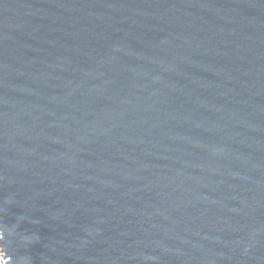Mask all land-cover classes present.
I'll list each match as a JSON object with an SVG mask.
<instances>
[{
  "label": "water",
  "instance_id": "obj_1",
  "mask_svg": "<svg viewBox=\"0 0 264 264\" xmlns=\"http://www.w3.org/2000/svg\"><path fill=\"white\" fill-rule=\"evenodd\" d=\"M1 264H264V0H0Z\"/></svg>",
  "mask_w": 264,
  "mask_h": 264
},
{
  "label": "rangeland",
  "instance_id": "obj_2",
  "mask_svg": "<svg viewBox=\"0 0 264 264\" xmlns=\"http://www.w3.org/2000/svg\"><path fill=\"white\" fill-rule=\"evenodd\" d=\"M1 258L2 256H1V245H0V264H1Z\"/></svg>",
  "mask_w": 264,
  "mask_h": 264
}]
</instances>
